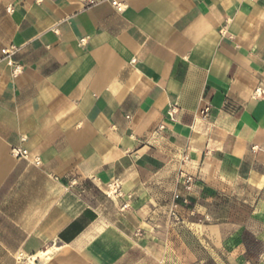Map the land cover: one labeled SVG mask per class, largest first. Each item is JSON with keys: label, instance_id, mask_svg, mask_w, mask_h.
<instances>
[{"label": "crops", "instance_id": "1", "mask_svg": "<svg viewBox=\"0 0 264 264\" xmlns=\"http://www.w3.org/2000/svg\"><path fill=\"white\" fill-rule=\"evenodd\" d=\"M20 254L264 264V0H0V264Z\"/></svg>", "mask_w": 264, "mask_h": 264}, {"label": "built area", "instance_id": "2", "mask_svg": "<svg viewBox=\"0 0 264 264\" xmlns=\"http://www.w3.org/2000/svg\"><path fill=\"white\" fill-rule=\"evenodd\" d=\"M113 5L117 8L118 11H123L124 10V6L118 2H113ZM82 43H84V41H82ZM8 65L13 66L14 67V72L15 74L19 73L21 71V67L19 65H16L12 60H8ZM261 93L260 90L256 91V94ZM13 155L17 158V159H28L29 158V152L23 148L17 147L14 148L12 150ZM34 163L36 165H40L41 162L38 158H36L34 160ZM191 182V179L188 178L187 179V183L189 184ZM107 196L110 199H116V200H126L125 204L123 205V209H127L129 207V200L131 199V197H127L125 196L123 190H122V184L119 181H115L111 184H109L107 186ZM176 207V205H175ZM171 216L173 218L176 217V213L172 212ZM206 220H208V218H205ZM18 261L21 262L22 264H39V261H32L31 257L27 258L25 257L23 254H20L18 256ZM172 264H196V263H189V262H185L182 260H174L172 262Z\"/></svg>", "mask_w": 264, "mask_h": 264}, {"label": "bare ground", "instance_id": "3", "mask_svg": "<svg viewBox=\"0 0 264 264\" xmlns=\"http://www.w3.org/2000/svg\"><path fill=\"white\" fill-rule=\"evenodd\" d=\"M44 257V254H40L36 257L33 258V260H39V259H42Z\"/></svg>", "mask_w": 264, "mask_h": 264}, {"label": "rangeland", "instance_id": "4", "mask_svg": "<svg viewBox=\"0 0 264 264\" xmlns=\"http://www.w3.org/2000/svg\"><path fill=\"white\" fill-rule=\"evenodd\" d=\"M185 262H187V261H185ZM195 263V262H194ZM196 264H198V263H196Z\"/></svg>", "mask_w": 264, "mask_h": 264}]
</instances>
